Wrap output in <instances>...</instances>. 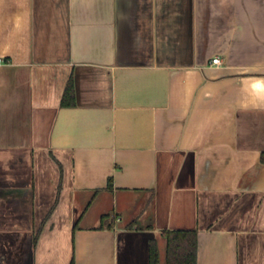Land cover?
Listing matches in <instances>:
<instances>
[{"label":"crops","instance_id":"0c3cea01","mask_svg":"<svg viewBox=\"0 0 264 264\" xmlns=\"http://www.w3.org/2000/svg\"><path fill=\"white\" fill-rule=\"evenodd\" d=\"M165 231L264 264V0H0V264H166Z\"/></svg>","mask_w":264,"mask_h":264},{"label":"trees","instance_id":"16d2710c","mask_svg":"<svg viewBox=\"0 0 264 264\" xmlns=\"http://www.w3.org/2000/svg\"><path fill=\"white\" fill-rule=\"evenodd\" d=\"M167 238L166 264H197L198 242L195 231H165ZM150 264H160L155 241L150 244Z\"/></svg>","mask_w":264,"mask_h":264},{"label":"built area","instance_id":"2783aa9c","mask_svg":"<svg viewBox=\"0 0 264 264\" xmlns=\"http://www.w3.org/2000/svg\"><path fill=\"white\" fill-rule=\"evenodd\" d=\"M222 63V60L219 56H216L215 58H213L212 60V64H215V65H220Z\"/></svg>","mask_w":264,"mask_h":264}]
</instances>
